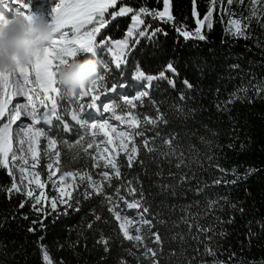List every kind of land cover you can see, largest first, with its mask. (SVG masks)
<instances>
[{
  "label": "trees",
  "instance_id": "obj_1",
  "mask_svg": "<svg viewBox=\"0 0 264 264\" xmlns=\"http://www.w3.org/2000/svg\"><path fill=\"white\" fill-rule=\"evenodd\" d=\"M195 3L199 18L202 19L207 12L209 0H195ZM124 5L137 10L140 6L162 10L163 0L159 2L158 0H118L117 6L109 9V13L118 11L119 7ZM249 7L248 0H245L243 5L234 3L227 7L225 12L224 6L218 3L213 12L212 30L209 31L206 26L203 29L207 37L205 41H185L178 36L172 24H164L151 17H145V23L151 25L149 32L156 27H162L168 33L167 36L158 33L152 40L140 38L139 44L135 45L127 57V64L122 65L119 70L113 63L108 64L111 71L105 74L100 66L99 73L106 75L108 87H111L113 82L117 84L126 82L128 87L124 89V92L129 96L134 95L136 84L140 83L132 79L137 66L146 74L155 75L172 62L179 73L178 76L173 77L175 88L167 81H153V87L149 91L155 107L146 97L143 106L141 107L137 102L138 106L134 111L141 116L146 114L149 117H155L156 107H158L169 120L167 125H161L159 131L163 134L176 133L177 139L174 143L180 145L186 157L198 159L202 167L192 164L191 169L178 170L170 166L163 158L154 160L152 157L155 154L147 155L141 149L139 160H143L144 165L137 163L129 168L126 166L125 157L121 155L119 157L123 165L121 178L113 179V188L107 189L108 192H112L121 184H124L126 188L128 181H132L133 186L138 190L143 189L144 204L150 207L149 213L145 215L155 225L153 231L159 230L163 241L162 254L158 255L159 264H177L178 259L187 264V259L192 257L197 258L193 264H197L198 261H207L211 264V257L197 256L196 249H199L200 253L204 251V243L192 238L197 234V229L193 227L190 235L188 226L181 223V217L185 215L182 208L189 204L194 205L191 212L200 213L198 220L202 226L215 229V233H207L213 239L206 242L217 249L219 259L228 262L234 253L235 256L230 264H261V261H264V229L261 228V225H264V97L257 98L252 89V85L264 82V26H262L264 19L259 23L256 20L251 22L247 30L249 39L236 38L225 33L229 19L227 13H235L233 18L248 17ZM192 8L193 0H171V11L175 17V23L184 24L188 30H193L196 27V18L192 16ZM106 19H110L111 22L101 30V35L97 39L124 38L131 25V14L114 20L110 15H106ZM143 27L142 25L141 28ZM101 53L106 55L104 59L108 62L112 60L111 54L105 52H99L98 57ZM122 72L123 76H121ZM166 75L172 76L171 73ZM184 79L193 85L192 89L184 86L182 83ZM241 87H249L248 96L252 98V101L249 103L247 99L236 100L227 104L224 110L230 95ZM181 93H184L186 97L184 101L179 99ZM61 97L58 112L63 119L54 120L47 129L49 136L57 140V149L61 151L59 172L87 171L93 175L94 179L99 180L98 173L101 169L93 168V161L83 151V147L87 146L91 137L87 136L81 145L75 144L79 135L83 133L82 128L73 123L71 118L73 111L78 112L77 105L62 92ZM175 105L182 106L185 112L189 109L195 111L185 119L175 113L173 107ZM217 105L220 106V110ZM64 124L69 126L70 131H64ZM150 127L146 126L144 129L145 135L149 138L155 135L154 131H147ZM200 137L211 141V145L202 143ZM100 139L101 137H98V141ZM61 141H67L71 148L62 144ZM140 141L141 138L137 137L136 142L139 144ZM156 143L159 145L160 141L157 140ZM45 148L46 146L40 145L41 164L46 161ZM88 153L96 155L95 145L88 150ZM208 156H213L214 159L209 161ZM216 163L228 170L235 167L240 174H244L247 168H254L257 171L247 180L236 185L214 186L213 180L223 175L212 166ZM39 171L43 174L41 168ZM161 171L163 174L157 175ZM170 172L176 174L177 178L173 179L169 175ZM182 173H188L189 176L195 173L196 179L178 186V178ZM225 179L231 180L233 177L229 175ZM197 180L201 184L209 185L200 195L189 190L196 187ZM11 183L12 177L8 175V170L0 167V189L9 188ZM162 185L175 186L176 194L173 195L170 189L163 190ZM125 188H121V195L132 200L133 197L127 194ZM80 191H83L82 187ZM73 195L75 196L76 193ZM224 196L231 203L242 207L243 212L232 209L221 201L223 211L217 209L213 214L206 215V199ZM137 198H139V192ZM25 199L24 195L17 193H13L9 199V194L0 190V264H42L39 244L47 246L53 264H120V261H124L125 264H149L142 255L143 246L137 248L133 241L122 239L118 222L108 211L111 205L102 206V197L84 200L81 196L79 212L69 209V214L66 216H57V213L52 212L44 220L43 229L38 223L36 225L32 223L42 218L43 214L38 215L32 210L31 200H28L24 208L19 207L21 201ZM197 201L199 206H196ZM120 208H125L123 203H120ZM63 210L64 207L60 208L61 212ZM93 210L101 217V220H95L92 215ZM125 211L130 218L139 219L136 215L137 210L125 209ZM24 216L28 219H24ZM215 217H220L224 221L232 218V223L220 224ZM190 222L193 221L190 220ZM89 223L92 224L91 228H88ZM30 227H35L36 231L29 232ZM250 229L254 234L251 242H249ZM144 231L147 232L146 227ZM221 231L225 233L224 236L218 235ZM176 233L184 235L183 248L186 250V256H179L181 245L178 240L171 239ZM101 236L111 238L107 252L103 245L97 243ZM40 237L44 239L40 240ZM200 241H205L204 234H200ZM145 243L149 247L157 248L151 240H146ZM70 244L75 246L69 247ZM170 252H176L177 256L171 257Z\"/></svg>",
  "mask_w": 264,
  "mask_h": 264
},
{
  "label": "snow or ice",
  "instance_id": "obj_2",
  "mask_svg": "<svg viewBox=\"0 0 264 264\" xmlns=\"http://www.w3.org/2000/svg\"><path fill=\"white\" fill-rule=\"evenodd\" d=\"M159 2V0H158ZM15 5L14 12L23 14L25 18H28L31 14L30 0H14ZM118 0H61L59 6L55 9V15L50 23V27L56 33V38L43 50H37L33 53L32 62L27 66H17L12 69L0 72V167L8 170V175L12 177L11 186L7 189H0L9 194V199L13 193L22 194L26 197L21 201L19 207L22 209L28 200L32 201L31 208L38 215L43 214L42 218L38 221L34 220L33 225L39 224L40 228L45 227L44 220L47 219L52 212L59 215H68L69 209L73 212L80 211V197L84 200H91L93 197H102L101 205H111L108 207V211L115 217L118 222L119 233H122V239L133 241L134 246L139 248L143 246L144 251L142 253L145 260L149 264H159L158 255L162 254L163 241L159 230L153 231L155 225L151 219H148L145 214L149 213L150 207L144 204V192L143 189L139 190L133 186L132 181H128L127 187L121 184L113 189L112 192H108L107 189L113 188L112 180H119L121 178L122 162L119 157L123 155L126 159V166L131 168L134 164L139 163L144 165L143 160H139V153L141 149L145 151V154L151 155L154 160L156 158H163L170 166H174L176 169L189 168L192 164L200 165V161L196 158L186 157L184 151L180 148L178 143H174L177 139L176 133L163 134L159 131L161 125H167L169 120L166 114L161 112L156 107V116L149 117L148 115L141 116L134 110L137 108V102L142 107L144 104V98L148 97L149 102L155 107V102L150 98V89L153 87V81H167V83L175 88V80L173 77L179 75L177 69L173 66L172 62H169L162 71L158 74H146L139 66L134 70L132 79L140 82L137 87L140 89L135 91L134 95L129 96L125 94L124 89L128 87L126 82L119 84L113 82L111 87H108L106 83V75H99L96 80L92 81L90 86L84 88L76 96L79 97V113L72 112V120L79 124L83 129V133L79 135L76 140V145H81V142L90 136L91 139L86 147H83V151L87 153L93 161L92 167L99 168L101 171L98 173L100 179L96 180L90 172L80 171H63L59 176L61 151L57 149V140L52 139L49 136V132L44 126H51L53 119L60 121L63 116L58 112L60 106L61 90L56 80V69L58 65L65 63L69 58L75 57L78 52L87 53L94 58L98 57L99 52H105L111 54V63L115 65L116 69H121L122 65L127 64V57L131 54L135 45L139 44L140 38H147L152 40L157 34L167 36V32L162 27H156L149 32L151 28L150 24L145 23V17H151L153 20H158L164 24H172L175 32L179 37H182L185 41L198 40L205 41L207 39L203 32L206 28L211 31L213 28V12L217 4L224 6V11L227 12V7H230L234 3L243 5L245 0H209V6L206 14L202 19L199 18V14L196 10V3L193 0L192 16L195 19L196 27L193 30H188L184 24L177 25L175 23V17L171 11V0H163L162 10L149 9L146 6H140L134 9L131 6H120L118 11L109 13V9H113L117 6ZM249 3V16L241 18H233L235 13H227L229 19L227 27L225 28L226 35H230L236 38L249 39L250 35L247 34V30L253 20L258 23L264 19V0H248ZM27 10V11H24ZM131 14V25L128 27L126 35L122 39H111L104 37L97 39L101 35V30L106 28L111 22L110 19H106V15H110L114 20L117 17H125ZM144 26L141 28V26ZM264 26V25H262ZM131 43V47H130ZM97 63L101 66L103 72L107 74L111 71L108 64L104 61L97 60ZM238 67V65H233ZM171 73L172 76L166 75ZM124 73H121L123 76ZM187 89H192L193 85L187 80L182 81ZM117 89L120 91L118 92ZM252 89L257 98L264 97V82L256 85H252ZM249 87H241L237 91L233 92L229 100L225 103V109L227 104L233 103L236 100L243 101L247 99L250 103L252 98L248 96ZM109 94H114L109 98ZM74 96V97H76ZM101 96H104L107 102H102L98 106V101L101 100ZM15 97L23 98V102H16L13 104ZM85 98H90V102L84 103ZM179 99L184 101L186 99L184 93L180 94ZM9 105H12L9 108ZM175 113L185 119L191 115L195 110L189 109L185 112L184 108L179 105L173 106ZM218 110L220 106L217 105ZM94 110L99 116L91 123L81 119V115L85 110ZM66 112V110H65ZM119 113V114H118ZM110 114V115H106ZM22 117L27 119L22 120ZM103 117V118H100ZM6 118V120H5ZM110 121H118L119 125L126 126L127 130H118ZM19 122V123H18ZM13 125H16V140L19 145V151L21 156H17L13 151ZM146 126L147 131H154L155 135L151 138L145 135L144 129ZM65 132L70 131L67 124L63 125ZM215 135V133H214ZM41 137H45L47 140V146L44 149V156L47 157V163L45 164L46 179H41V172L36 171L37 167L41 163L40 158V141ZM98 137H102L98 141ZM140 137L141 141L138 144L136 138ZM26 138V139H25ZM159 140L160 144L157 145L156 141ZM202 143L211 145V141L205 140L204 137H200ZM27 142V151L31 153V163L23 154V145ZM67 147L71 148V145L67 144V141H61ZM95 145L96 155L88 153L89 149H92ZM103 145V147H101ZM111 146V147H109ZM231 147V145H229ZM191 150V146H190ZM11 153V157L9 154ZM207 159L212 161L213 156H208ZM17 160L22 161V165L19 168L20 179L17 182L15 175L12 172V168L16 164ZM103 161V163H101ZM30 164L32 171L29 172L28 167ZM202 167V165H200ZM219 173L223 175L218 176L213 180L212 185H236L237 183L247 180L248 177L257 171L254 168H247L244 174H240L235 167L231 170L225 169L220 166L219 163L212 165ZM162 171L157 175H162ZM169 175L176 179L177 176L174 173ZM232 176L233 179H225L226 176ZM196 179V174L191 176L188 173H182L178 178V186H182L185 183H190ZM25 181L27 183L25 184ZM51 185V188L58 193L56 196L49 197L46 195L44 189L47 185ZM34 185L35 187H32ZM81 187L83 191H80ZM163 190H171L175 195V186L162 185ZM207 183L201 184L197 180L195 188H190L194 194L200 195L204 193L208 188ZM121 188H125L127 194L133 197L132 200H128L126 196L121 195ZM139 192V198L137 193ZM73 193H76L74 196ZM115 201V202H114ZM228 204L232 209L243 212L242 207H238L236 204L231 203L226 196L217 197L216 199H206V215L213 214L215 210L219 209L223 211V204ZM120 203H123L125 208H120ZM59 206H64L63 212L60 211ZM194 205L189 204L182 208L185 213L181 217V223L188 226L189 234L193 227L197 229V234L192 236L194 240L200 243H204V251L200 253L199 249H196L197 256L211 257V264H230L231 259L226 262L217 257V249L213 248L206 241H211L213 237L208 236V232L215 233V229L212 227L205 228L199 223L198 217L200 213L191 212V208ZM196 206H199V201L196 202ZM46 207H50L51 212L46 211ZM119 209V210H117ZM125 209L137 210L136 215L139 219L130 218ZM92 215L95 220H101L99 215H96L93 210ZM28 219L27 216L23 217ZM193 221V222H190ZM215 220L220 223H232V218L227 221L222 220L220 217H215ZM107 222V221H105ZM158 223H164L163 221H157ZM92 224H88V228H91ZM147 228V232L144 228ZM264 229V225H261ZM29 232H35V227L28 228ZM200 234H204L205 241H200ZM218 235L224 236L223 231ZM254 234L249 230V242ZM44 237H40L43 240ZM111 238H104L97 242L103 245L105 252L109 251V242ZM171 239L177 241L181 245V251L179 256H186V250L183 248L185 243L184 235L181 233L174 234ZM146 240H151L152 243L157 245V248L149 247ZM74 244H70L69 247H74ZM39 248L42 254V264H53L50 257V253L46 245L39 244ZM171 257H176V252H170ZM139 259V258H138ZM196 257L187 259V264H193L196 261ZM120 264H125L124 261H120ZM177 264H184V261L179 260ZM197 264H208L207 261H198ZM264 264V261H261Z\"/></svg>",
  "mask_w": 264,
  "mask_h": 264
},
{
  "label": "clouds",
  "instance_id": "obj_3",
  "mask_svg": "<svg viewBox=\"0 0 264 264\" xmlns=\"http://www.w3.org/2000/svg\"><path fill=\"white\" fill-rule=\"evenodd\" d=\"M55 38L56 33L42 14L32 11L25 18L16 12L10 17L0 13V72L27 67L33 53L46 48ZM98 76L99 65L91 55L81 58L77 54L56 69L57 84L67 98L76 96Z\"/></svg>",
  "mask_w": 264,
  "mask_h": 264
},
{
  "label": "rangeland",
  "instance_id": "obj_4",
  "mask_svg": "<svg viewBox=\"0 0 264 264\" xmlns=\"http://www.w3.org/2000/svg\"><path fill=\"white\" fill-rule=\"evenodd\" d=\"M23 2V0H22ZM61 3V0H30V8H31V11L33 12H37L39 14H42L46 20L51 23L54 15H55V9L59 6V4ZM17 5H15L14 3V0H0V13H3L4 15L6 16H11L14 12V9ZM24 11H27V10H24ZM78 54L80 55L81 58H83L85 55H90V54H87V53H82V52H78ZM101 56L95 58L96 61L97 60H101V61H104L105 63L107 64H112L111 63V60L108 62L107 59H104V56H106L104 53H101L100 54ZM99 65V64H98ZM102 69V68H101ZM99 70H100V65H99ZM102 74V73H99V75ZM138 84H136V88L134 89V94H135V91H138L140 90L138 87H137ZM117 91L119 92L120 90L117 89ZM114 94H109V98L111 96H113ZM72 99L75 104L77 105V110L79 113V97L76 96V97H73V98H70ZM23 102V98L21 97H15L14 100H13V104L16 103V102ZM90 102V98H85L84 99V103H88ZM102 102H107V100H105L104 96H101V100L98 101V106H100L102 104ZM12 105H9V108H11ZM59 110V109H58ZM106 115H110V114H106ZM99 116L98 113H96L94 110H85V112L81 115V119L85 120V121H88L89 123L93 122L97 117ZM100 118H103V117H100ZM6 120V118H5ZM22 120H25L27 122V119L25 117H22ZM55 119H53L54 121ZM73 121V120H72ZM19 123V122H18ZM73 123L77 124L75 121H73ZM110 123H113L114 126H116L118 128V130H127L126 129V126H121L119 125V122L118 121H110ZM78 126H80L79 124H77ZM39 126H44L46 128V130L48 129V126H45V125H39ZM81 127V126H80ZM82 128V127H81ZM82 130L84 131V129L82 128ZM16 125H13V151L16 153V155L19 157L22 155V153L19 151V145L17 144V140H16ZM26 139V138H25ZM102 139V137H101ZM41 140L40 141V145H44V146H47V140L45 137H41ZM101 147H103V145H101ZM111 147V146H109ZM27 148H28V145H27V142H25V144L23 145V149H24V155L26 156V158L30 161L31 163V153L27 151ZM9 157H11V153L9 154ZM46 158V161L44 163H40V165L37 167L36 171H39V168H41V171L43 172V174H41V179L42 180H45L46 179V168L44 167L45 164L48 162L47 161V157ZM22 165V161L21 160H17L16 161V164L15 166L13 167L12 165H10V167L12 168V172L13 174L15 175L16 179H17V182H19V179H20V172H19V168L20 166ZM25 167H28V170L29 172L32 171L31 167H30V164L25 166ZM61 173L58 171L57 172V176H59ZM27 183V181H25V184ZM32 187H35L34 185H32ZM48 190V191H47ZM45 193L47 196L49 197H52V196H56L58 195V193H56L52 188H51V185H47L46 188L44 189ZM59 209L60 208H63L64 206H59ZM46 209H48V211H51L50 207H46Z\"/></svg>",
  "mask_w": 264,
  "mask_h": 264
}]
</instances>
